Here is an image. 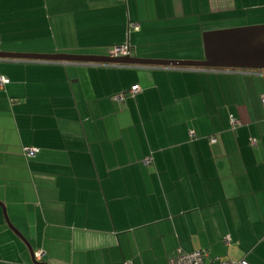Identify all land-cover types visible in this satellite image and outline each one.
Segmentation results:
<instances>
[{"label": "crops", "instance_id": "0c3cea01", "mask_svg": "<svg viewBox=\"0 0 264 264\" xmlns=\"http://www.w3.org/2000/svg\"><path fill=\"white\" fill-rule=\"evenodd\" d=\"M260 25L264 0H0V53L202 61L204 33ZM0 77V204L41 263L264 264V71L0 59ZM0 264H33L1 207Z\"/></svg>", "mask_w": 264, "mask_h": 264}, {"label": "water", "instance_id": "95a60500", "mask_svg": "<svg viewBox=\"0 0 264 264\" xmlns=\"http://www.w3.org/2000/svg\"><path fill=\"white\" fill-rule=\"evenodd\" d=\"M202 38L204 46V59L202 61H168L145 60L133 57L110 58L99 56L25 55L9 53H0V59L126 65L154 68L264 71V25L206 32L203 34ZM0 207L2 208L5 221L10 229L27 246L33 264H45L35 261L32 249L10 224L4 206L0 204Z\"/></svg>", "mask_w": 264, "mask_h": 264}, {"label": "built area", "instance_id": "2783aa9c", "mask_svg": "<svg viewBox=\"0 0 264 264\" xmlns=\"http://www.w3.org/2000/svg\"><path fill=\"white\" fill-rule=\"evenodd\" d=\"M109 57L110 58L131 57V50L127 45L123 47L114 48L113 50H111ZM7 83L8 81L5 78L0 77V89L4 87ZM139 92H140V88L138 86H133L131 90L128 92V94L126 95L135 96ZM126 95L121 94V95L114 97L113 99L114 101L121 102V101H124ZM262 102L264 103V100ZM231 124L233 128H235L238 125V122L232 120ZM216 142L217 140L215 138H210L211 144H215ZM36 153H37V150L34 148H25L23 152L24 156L27 159L34 158ZM144 163L147 165L150 163V160L146 159ZM43 256H44L43 252H36L34 254V259L36 262L41 263ZM206 258H207V255L203 251L185 253L181 250H178L173 255L172 259L170 260V264H248L246 261H240L237 263H233V262H229L227 260H222L219 258H215L209 262H206Z\"/></svg>", "mask_w": 264, "mask_h": 264}, {"label": "trees", "instance_id": "16d2710c", "mask_svg": "<svg viewBox=\"0 0 264 264\" xmlns=\"http://www.w3.org/2000/svg\"><path fill=\"white\" fill-rule=\"evenodd\" d=\"M186 253V252H185ZM207 262V261H206Z\"/></svg>", "mask_w": 264, "mask_h": 264}]
</instances>
